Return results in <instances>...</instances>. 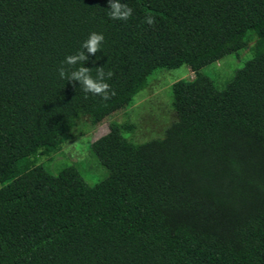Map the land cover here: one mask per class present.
<instances>
[{"label":"trees","instance_id":"obj_1","mask_svg":"<svg viewBox=\"0 0 264 264\" xmlns=\"http://www.w3.org/2000/svg\"><path fill=\"white\" fill-rule=\"evenodd\" d=\"M120 2L127 22L109 0H0V264H264V0ZM92 32L105 40L84 67L114 73L107 101L58 73ZM249 41L218 89L201 69ZM181 66L193 78L172 85L161 138L134 143V124L112 122L91 144L102 181L33 166L79 118L99 125Z\"/></svg>","mask_w":264,"mask_h":264},{"label":"rangeland","instance_id":"obj_2","mask_svg":"<svg viewBox=\"0 0 264 264\" xmlns=\"http://www.w3.org/2000/svg\"><path fill=\"white\" fill-rule=\"evenodd\" d=\"M254 41H249L237 52L227 54L219 60L201 69L218 89L228 84L235 72L253 58ZM193 78L187 66L177 69L156 70L149 79L145 89L133 99L130 107L116 112L93 126L89 118L81 117L75 127L65 135L59 149L48 156L37 154L33 158V166L44 165L52 174L67 165H76L84 180L94 185L102 181L107 170L91 152V144L109 131L112 122L134 124V131L124 136L134 143H144L154 138H161L165 130L177 120L172 108L171 87L179 80ZM81 141L83 147L77 149L76 143ZM3 186L0 183V188Z\"/></svg>","mask_w":264,"mask_h":264},{"label":"clouds","instance_id":"obj_3","mask_svg":"<svg viewBox=\"0 0 264 264\" xmlns=\"http://www.w3.org/2000/svg\"><path fill=\"white\" fill-rule=\"evenodd\" d=\"M108 16L112 20L127 22L133 16V9L127 3H121L120 0H109ZM144 22L149 26H154L156 20L152 16H146ZM104 40L105 38L102 34L96 32L90 33L87 40L81 45L82 50L74 55L67 56L62 62L61 67L58 68V73L61 79H67L68 82H79L80 89L86 95L99 96L101 99L107 101L116 94L106 82V80L113 78L114 73L110 70L105 73L104 68H97V76L94 78L91 75L92 70L84 67V64L89 59L88 54L96 55L98 52H101ZM65 65L69 66L72 70L68 71ZM77 65L83 66L77 67ZM75 145L77 149L84 146L81 141Z\"/></svg>","mask_w":264,"mask_h":264}]
</instances>
